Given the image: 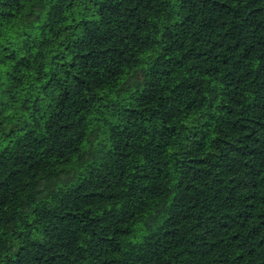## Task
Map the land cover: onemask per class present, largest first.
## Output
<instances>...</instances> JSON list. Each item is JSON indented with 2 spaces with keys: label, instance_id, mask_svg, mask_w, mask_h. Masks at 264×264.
Listing matches in <instances>:
<instances>
[{
  "label": "trees",
  "instance_id": "16d2710c",
  "mask_svg": "<svg viewBox=\"0 0 264 264\" xmlns=\"http://www.w3.org/2000/svg\"><path fill=\"white\" fill-rule=\"evenodd\" d=\"M0 264H264V0H0Z\"/></svg>",
  "mask_w": 264,
  "mask_h": 264
}]
</instances>
